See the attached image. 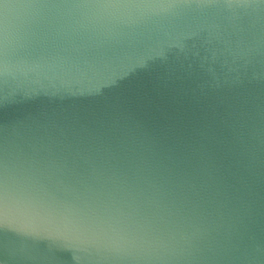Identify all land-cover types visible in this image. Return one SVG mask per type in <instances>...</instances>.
Instances as JSON below:
<instances>
[{"label":"water","instance_id":"1","mask_svg":"<svg viewBox=\"0 0 264 264\" xmlns=\"http://www.w3.org/2000/svg\"><path fill=\"white\" fill-rule=\"evenodd\" d=\"M0 264H264V0H0Z\"/></svg>","mask_w":264,"mask_h":264}]
</instances>
